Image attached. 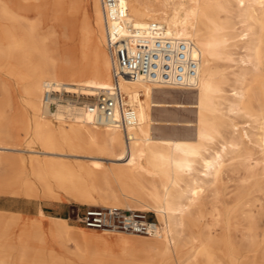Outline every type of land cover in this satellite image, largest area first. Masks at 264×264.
<instances>
[{"label":"bare ground","instance_id":"1","mask_svg":"<svg viewBox=\"0 0 264 264\" xmlns=\"http://www.w3.org/2000/svg\"><path fill=\"white\" fill-rule=\"evenodd\" d=\"M122 1L132 24L163 25L198 59L186 87L119 81L136 118L126 134L87 111L113 86L100 0H0V196L96 194L132 211L113 187H134L135 210L160 224L155 259L81 248L121 231L0 209V264H264V0Z\"/></svg>","mask_w":264,"mask_h":264},{"label":"built area","instance_id":"2","mask_svg":"<svg viewBox=\"0 0 264 264\" xmlns=\"http://www.w3.org/2000/svg\"><path fill=\"white\" fill-rule=\"evenodd\" d=\"M100 3L113 86L101 90L87 111L94 125L112 126L126 134L136 125V118L133 108L125 102L119 81L126 78L161 86L186 87V79L196 74L198 59L189 58L188 40L167 34L163 25L149 22L136 27L132 24L122 0H100ZM76 222L94 230L146 236L159 231L158 223L149 222L144 214L112 208H87L77 215Z\"/></svg>","mask_w":264,"mask_h":264},{"label":"rangeland","instance_id":"3","mask_svg":"<svg viewBox=\"0 0 264 264\" xmlns=\"http://www.w3.org/2000/svg\"><path fill=\"white\" fill-rule=\"evenodd\" d=\"M59 44L62 46L63 41L60 40ZM181 111L178 113V116L181 117L182 119H186L189 121H192L194 119V114L192 112L193 109L192 110L190 109L188 111H182V112ZM238 120L239 119H236V123L240 122L239 125H242V122L244 120L242 119H240L239 121ZM244 125L245 124H243V126ZM105 165L112 166L109 162H106V161H105ZM142 181L144 185L146 186L148 183H154V185H158L157 181L155 180L152 181L146 174H143ZM100 189L103 191L105 190L104 188H100ZM128 190L130 191L133 190V191L130 192V194H128L129 197H124L119 191V188L117 186L113 187V191L115 192V195L122 202L127 203L131 207V209H133L132 211L138 212L139 214H144L146 216V219L149 222L158 223L159 229H160L159 221L153 212L135 210L137 208L135 207L136 205L135 199L142 198L139 195L142 192L134 187H131V188L129 187ZM93 196L95 197V203L93 204V206L68 202L65 207L60 206L54 214L55 215L57 214L58 216L66 215L68 225L77 227L79 229H83L84 227L76 222L77 215H80L87 208L89 209L109 208V206H106V204L101 200L99 196H97L96 194H93ZM28 202H35L38 205L40 203L43 204L45 202H53V201H48V200L45 201L42 199L28 200L25 198H13L9 196H0V207L1 206L6 207L8 210L18 209L20 207L28 208V206L26 205ZM115 209H119L120 211H124V212L128 211L126 208H121V207H118ZM97 231L99 232H97L96 234L99 236L101 234L100 232L101 230H97ZM17 233H18V230H14V232L11 234V239H15L17 236ZM123 233H125V235H121V236L108 235L104 237H97L91 240L86 246L84 245L81 248L87 254L90 252L108 253V254H111L113 257H115V259L124 260V261H128V260L130 261V260H134L140 257H145L151 260L155 259V252L148 246L149 240L151 239L150 236L141 235V238H133L132 236L126 235V232H123ZM133 239H137V240H133ZM49 248L54 249L57 255L63 256L66 259H71L70 256H68L67 254H62L61 251H59L55 246L51 245L49 246ZM0 255H3L2 251H0Z\"/></svg>","mask_w":264,"mask_h":264},{"label":"crops","instance_id":"4","mask_svg":"<svg viewBox=\"0 0 264 264\" xmlns=\"http://www.w3.org/2000/svg\"><path fill=\"white\" fill-rule=\"evenodd\" d=\"M68 202L66 201H60V202H45V203H40L36 204L35 202H28L26 207H20L18 209H10L8 210L6 207L1 206L0 209L10 211V212H18L21 214H26L31 217H38L39 212L41 211L42 214L46 217H56V218H62L67 222V217L66 215L63 216H58L57 214L55 215L54 213L57 211V209L60 206L65 207Z\"/></svg>","mask_w":264,"mask_h":264}]
</instances>
